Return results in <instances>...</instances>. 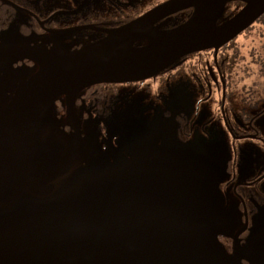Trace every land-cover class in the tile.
<instances>
[{"label":"flooded vegetation","instance_id":"1","mask_svg":"<svg viewBox=\"0 0 264 264\" xmlns=\"http://www.w3.org/2000/svg\"><path fill=\"white\" fill-rule=\"evenodd\" d=\"M165 1L0 0V50L33 49L34 58L78 50ZM244 4L228 1L216 25ZM192 12L133 28L132 48L148 43L143 34L175 28ZM263 25L264 12L217 48L187 53L147 77L99 82L56 99L54 135L64 151L77 143L76 180L116 208L132 205L125 188L186 196L239 264H264V68L252 52ZM37 69L26 57L2 64L3 101Z\"/></svg>","mask_w":264,"mask_h":264},{"label":"water","instance_id":"2","mask_svg":"<svg viewBox=\"0 0 264 264\" xmlns=\"http://www.w3.org/2000/svg\"><path fill=\"white\" fill-rule=\"evenodd\" d=\"M228 1L167 0L109 38L65 53L34 58L33 49L0 50V66L18 57L38 65L5 102L0 97V264H239L186 196L125 188L130 208L94 197L73 175L77 143L62 149L52 117L62 95L150 76L187 53L219 47L264 12V0H243L216 25ZM189 7L184 23L143 34L148 43L132 48L133 28Z\"/></svg>","mask_w":264,"mask_h":264},{"label":"trees","instance_id":"3","mask_svg":"<svg viewBox=\"0 0 264 264\" xmlns=\"http://www.w3.org/2000/svg\"><path fill=\"white\" fill-rule=\"evenodd\" d=\"M257 36L260 38L257 48L253 49L254 61H257L264 68V25L257 31Z\"/></svg>","mask_w":264,"mask_h":264}]
</instances>
